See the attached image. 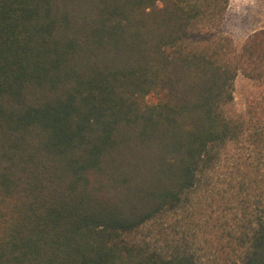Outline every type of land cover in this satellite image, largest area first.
I'll list each match as a JSON object with an SVG mask.
<instances>
[{
	"label": "trees",
	"instance_id": "trees-1",
	"mask_svg": "<svg viewBox=\"0 0 264 264\" xmlns=\"http://www.w3.org/2000/svg\"><path fill=\"white\" fill-rule=\"evenodd\" d=\"M229 4L0 0V264H199L140 231L222 168L230 264H264V30L238 49Z\"/></svg>",
	"mask_w": 264,
	"mask_h": 264
},
{
	"label": "rangeland",
	"instance_id": "rangeland-1",
	"mask_svg": "<svg viewBox=\"0 0 264 264\" xmlns=\"http://www.w3.org/2000/svg\"><path fill=\"white\" fill-rule=\"evenodd\" d=\"M223 30L233 39L235 46L242 49L253 33L264 30V0H230ZM258 85L244 74H239L234 82V100L229 106L230 114H244L249 109V103L261 96L262 89ZM226 173V169L222 168L214 171L213 175L203 176L200 186L186 197L184 209L179 210L182 212L171 213L149 223L140 231L141 238L154 247L165 250L170 249L168 246L173 248L183 244L184 248L195 253L199 264L234 262L240 252L232 251L228 247V239L220 234L221 227L233 222L237 210L235 206L238 204L231 198L232 195L235 196V188L233 193H225L228 184L235 179L231 176L229 178ZM261 184H256L254 192L250 193L249 211L261 209L264 190ZM239 209L242 211V207ZM180 220H184V226H180ZM184 232L186 237L181 236Z\"/></svg>",
	"mask_w": 264,
	"mask_h": 264
}]
</instances>
